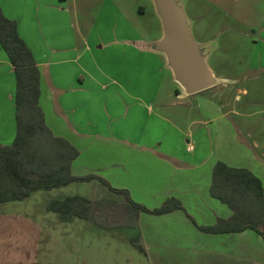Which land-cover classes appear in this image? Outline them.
<instances>
[{
  "label": "crops",
  "instance_id": "crops-1",
  "mask_svg": "<svg viewBox=\"0 0 264 264\" xmlns=\"http://www.w3.org/2000/svg\"><path fill=\"white\" fill-rule=\"evenodd\" d=\"M0 6L17 23L40 70L46 125L79 151L72 174L99 176L150 210L169 199L183 205L184 210L160 217L141 214L134 229L113 230L135 233L145 264H264V239L257 233L217 235L197 227H214L233 216L211 193L219 162L252 172L264 187V145L240 125L239 119L250 115L218 89L221 82L236 85L238 80L213 74L207 44L196 42L191 32L217 83L188 95L167 55L156 47L164 29L149 41L127 21L132 38L95 32L97 22L90 28L75 22L68 0H39L32 8L38 33L34 21L24 23L19 1L0 0ZM155 8L159 15L156 3ZM251 69L264 72V61ZM14 71L0 46L2 145L12 143L17 127ZM110 193L108 199H118ZM30 198L0 205V264H39L45 224L50 226L47 205L54 199L35 208L28 205ZM76 219H59L57 226Z\"/></svg>",
  "mask_w": 264,
  "mask_h": 264
},
{
  "label": "rangeland",
  "instance_id": "rangeland-1",
  "mask_svg": "<svg viewBox=\"0 0 264 264\" xmlns=\"http://www.w3.org/2000/svg\"><path fill=\"white\" fill-rule=\"evenodd\" d=\"M16 1L25 7L21 13L24 23L36 20L32 8L39 0ZM26 1L29 3H22ZM174 1L183 8L195 41L209 46L207 64L213 74L238 80L236 85L221 82L218 89L235 107H243V114L250 115L240 118V125L252 131L264 145V115L252 116L253 112L264 111V72L251 69L261 59L264 61V0ZM103 3L107 4L103 7ZM155 3L156 0H68V10L78 24L90 28L97 22L95 32L117 31L118 36L132 38L133 32L124 21L130 22L149 41L160 38L164 29ZM33 25L40 33L37 21ZM15 136L16 132L11 142ZM73 196L98 201L113 195L101 182L78 183L36 192L27 203L41 208L52 199ZM48 215L50 226L45 224L39 264H145L134 232L107 231L81 219L59 227V215L54 212Z\"/></svg>",
  "mask_w": 264,
  "mask_h": 264
},
{
  "label": "trees",
  "instance_id": "trees-1",
  "mask_svg": "<svg viewBox=\"0 0 264 264\" xmlns=\"http://www.w3.org/2000/svg\"><path fill=\"white\" fill-rule=\"evenodd\" d=\"M18 25L8 19L0 6V46L16 76V136L10 145L0 144V205L23 202L35 192L51 191L78 183L101 182L118 199L91 201L80 196L52 200L49 212L62 222L86 220L107 231L134 229L141 214L162 216L184 210L177 199L150 210L135 202L127 190L115 189L96 175L76 177L73 162L79 151L67 140L55 136L45 122L40 106L41 74L34 55L20 37ZM212 196L227 204L232 218L214 227L198 226L208 234L253 231L264 239V187L259 178L244 169L219 162L213 175Z\"/></svg>",
  "mask_w": 264,
  "mask_h": 264
},
{
  "label": "water",
  "instance_id": "water-1",
  "mask_svg": "<svg viewBox=\"0 0 264 264\" xmlns=\"http://www.w3.org/2000/svg\"><path fill=\"white\" fill-rule=\"evenodd\" d=\"M156 6L164 28V37L156 47L167 55L178 83L188 95L215 86L217 80L193 40L183 8L174 0H156Z\"/></svg>",
  "mask_w": 264,
  "mask_h": 264
},
{
  "label": "built area",
  "instance_id": "built-area-1",
  "mask_svg": "<svg viewBox=\"0 0 264 264\" xmlns=\"http://www.w3.org/2000/svg\"><path fill=\"white\" fill-rule=\"evenodd\" d=\"M193 148L192 147H190V149L189 150H192Z\"/></svg>",
  "mask_w": 264,
  "mask_h": 264
}]
</instances>
